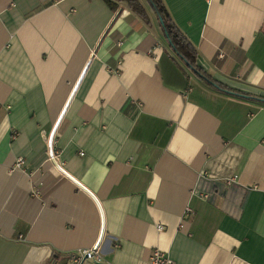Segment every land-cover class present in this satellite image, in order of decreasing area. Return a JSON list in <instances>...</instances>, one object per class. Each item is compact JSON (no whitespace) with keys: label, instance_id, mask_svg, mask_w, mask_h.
I'll list each match as a JSON object with an SVG mask.
<instances>
[{"label":"crops","instance_id":"obj_1","mask_svg":"<svg viewBox=\"0 0 264 264\" xmlns=\"http://www.w3.org/2000/svg\"><path fill=\"white\" fill-rule=\"evenodd\" d=\"M163 2L215 83L124 5L0 0V264H264V0Z\"/></svg>","mask_w":264,"mask_h":264},{"label":"trees","instance_id":"obj_2","mask_svg":"<svg viewBox=\"0 0 264 264\" xmlns=\"http://www.w3.org/2000/svg\"><path fill=\"white\" fill-rule=\"evenodd\" d=\"M102 1L112 13H114L120 5H124L132 14L138 17L148 27H152L154 23H157V26L160 28L164 35L169 50L173 53L174 57H176V59H178V61L182 64L184 70L190 71L201 79L213 82L211 77L198 67L196 63V47L175 24L163 0ZM219 53L220 52H218L216 57H214L212 60V64H214L217 68L222 66V60L218 59Z\"/></svg>","mask_w":264,"mask_h":264},{"label":"built area","instance_id":"obj_3","mask_svg":"<svg viewBox=\"0 0 264 264\" xmlns=\"http://www.w3.org/2000/svg\"><path fill=\"white\" fill-rule=\"evenodd\" d=\"M50 154V152H49ZM24 160L18 158L15 162L14 169H22L24 166ZM230 183V181H227ZM186 212H189V209H186ZM156 229L158 232L163 230V226L157 225ZM73 264H81L85 261H90L93 264H100L101 262V255L96 251V249L86 250L82 252H77L71 257ZM148 264H174L170 257L160 250H153L150 257Z\"/></svg>","mask_w":264,"mask_h":264},{"label":"water","instance_id":"obj_4","mask_svg":"<svg viewBox=\"0 0 264 264\" xmlns=\"http://www.w3.org/2000/svg\"><path fill=\"white\" fill-rule=\"evenodd\" d=\"M118 14H119V11H117V13L115 14V17H117ZM160 23H161V21H160ZM108 29H109V28H108ZM106 32H107V30H106ZM106 32H105V33H106ZM104 35H105V34H104ZM104 35H103V37H104ZM94 51H95V50H94ZM94 51H93V53H94ZM92 57H93V54L91 55L90 60L88 61L87 65H86V67H85V69H84V72H85V70L87 69V67H88V65H89V63H90ZM84 72L82 73V75H81L79 81L77 82L76 87L74 88V90H73V92H72V94H71V96H70V98H69V100H68L66 106L64 107V109H63V111H62V113H61V115H60V117H59L57 123L55 124L52 133H51V136H50V139H49V143H48V147H49V152H50V156H51L52 159H53V154H52V141H53V137H54L55 131H56V129H57V126H58L60 120L62 119V117H63V115H64V113H65V111H66V108H67L68 104L70 103V100L72 99V97H73V95H74V93H75V91H76V88H77L78 84L80 83V80H81V78H82ZM57 168H58L62 173H64L63 170H62L59 166H57ZM64 174H65V173H64ZM65 175H66V174H65ZM66 176H67L68 178H70L68 175H66ZM70 179H71V178H70ZM77 185H78L79 187H81L83 190H85V189H84L82 186H80L79 184H77ZM85 191H86V190H85ZM87 193H89V192H87ZM89 194H90V193H89ZM90 195H91V194H90ZM50 264H68V263H67V260H64V261H55V262H52V263H50Z\"/></svg>","mask_w":264,"mask_h":264}]
</instances>
